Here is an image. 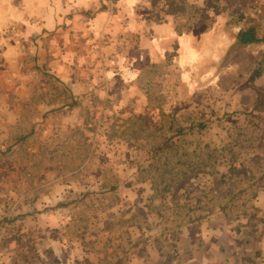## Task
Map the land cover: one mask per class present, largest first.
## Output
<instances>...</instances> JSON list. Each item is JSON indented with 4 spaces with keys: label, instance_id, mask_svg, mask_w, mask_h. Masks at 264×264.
I'll use <instances>...</instances> for the list:
<instances>
[{
    "label": "rangeland",
    "instance_id": "rangeland-1",
    "mask_svg": "<svg viewBox=\"0 0 264 264\" xmlns=\"http://www.w3.org/2000/svg\"><path fill=\"white\" fill-rule=\"evenodd\" d=\"M248 1L18 0L16 16L3 10L0 264H191L207 218L251 212L242 205L264 171V115L249 113L264 77L249 81L264 43L231 49L229 70L221 65L222 11L247 28ZM214 9L217 39L182 44Z\"/></svg>",
    "mask_w": 264,
    "mask_h": 264
},
{
    "label": "crops",
    "instance_id": "crops-1",
    "mask_svg": "<svg viewBox=\"0 0 264 264\" xmlns=\"http://www.w3.org/2000/svg\"><path fill=\"white\" fill-rule=\"evenodd\" d=\"M235 1L237 9H239L238 7L241 6V3H247V0ZM252 1L254 4V8L252 9L254 25L252 23L247 28L251 26L255 27L258 34V28L264 27V0ZM17 2L18 0H0V18L4 16V9L9 11L14 9L12 16H16L14 7ZM248 2H250V0ZM10 3L13 4V7L11 8L8 7V4ZM215 9L210 12L214 17H216L215 21L211 23V25L208 27H197L199 26V24H197V26L192 27L189 32L182 35V38L179 39L180 42L184 44L186 40H191V38L198 33H206V35H210V39H217L214 34L218 29L217 26L219 23H222V20H218L220 15H218V10ZM222 12V17L226 18L223 23L226 25V28L223 29L226 34L225 37L222 38V44H225V51L227 52L228 58L225 60V57H221V65L222 67H226L223 68L225 71L226 69L228 71L230 68L229 53L231 49L232 51H239L241 49H245L246 46H256L263 43L248 45L241 44L238 41V34L241 30H243V28L247 29L242 27V25H244V21L242 18L235 19L236 15L230 10L225 9ZM6 14L7 16H10L9 12ZM233 27H237V36H235L232 41V36L230 37V34L232 35L231 28ZM202 28H205V30H202ZM173 33H175V30H173ZM187 34L190 36H185ZM258 35L262 38L260 34ZM207 39L208 38H205L204 36L200 40L201 44ZM201 44H199V50L201 49ZM262 61H264V57ZM223 69L222 71H224ZM263 77L264 75L258 80ZM255 82L251 83V85ZM252 93L256 95V91H252ZM258 93L259 91H257V94ZM255 111L256 110L254 108V112ZM226 115L229 114L225 113V116ZM261 158L264 160V157ZM248 186L256 187L254 190L255 195L251 203H246L242 205V207H248L251 209V212L243 213L235 217L222 213L218 216V218H207L205 220L207 225L205 233H197V236L195 235V238L190 240L191 244H194L193 241L194 239L196 240V237L201 239L203 237L206 241L205 249L201 250L199 244L192 245L194 251L192 250V247H190V252H192V255L190 256L192 258L191 264H264V171L259 177H253V180ZM226 208L227 205L225 204L219 209L225 210Z\"/></svg>",
    "mask_w": 264,
    "mask_h": 264
},
{
    "label": "trees",
    "instance_id": "trees-1",
    "mask_svg": "<svg viewBox=\"0 0 264 264\" xmlns=\"http://www.w3.org/2000/svg\"><path fill=\"white\" fill-rule=\"evenodd\" d=\"M238 41L241 44H260L264 43V38H260L259 35L257 34L256 28L255 27H249L247 29H243L239 32L238 34ZM264 75V61L260 62L258 66L254 69L252 75L250 76V81L249 83H253L259 78H261ZM258 100L259 103L255 107V112H250V116H256V114L260 113L264 115V90H260L258 93ZM258 112V113H257ZM259 117V116H258ZM174 126H171L170 128L173 129ZM201 127H205L204 125H201ZM187 128H178L176 130L177 135H184L185 131Z\"/></svg>",
    "mask_w": 264,
    "mask_h": 264
}]
</instances>
